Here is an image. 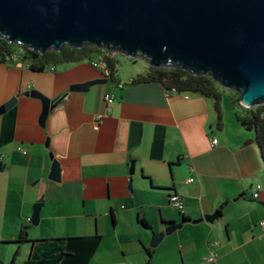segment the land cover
<instances>
[{
    "label": "crops",
    "instance_id": "0c3cea01",
    "mask_svg": "<svg viewBox=\"0 0 264 264\" xmlns=\"http://www.w3.org/2000/svg\"><path fill=\"white\" fill-rule=\"evenodd\" d=\"M94 62L100 61L33 72L21 60L0 61V107L15 98L0 113V244L11 245L8 259L264 264V162L254 130L239 119L242 112L237 118L221 105L218 121L211 98L172 92L159 82L131 83L147 71L146 63L126 73L116 64L110 77ZM32 91L52 104L43 123V102ZM108 93L114 97L109 105ZM50 153L59 162V181L49 179ZM132 164L141 203L128 189ZM172 194L183 200V214L170 204ZM41 197L34 225L32 206ZM216 211L213 222H194ZM181 219V228L149 246V226L159 232L160 221ZM210 255L214 260L206 259Z\"/></svg>",
    "mask_w": 264,
    "mask_h": 264
},
{
    "label": "water",
    "instance_id": "95a60500",
    "mask_svg": "<svg viewBox=\"0 0 264 264\" xmlns=\"http://www.w3.org/2000/svg\"><path fill=\"white\" fill-rule=\"evenodd\" d=\"M0 37L40 53L64 46L104 47L140 57L148 66L210 76L237 92L245 108L264 104V0H0ZM96 82L71 89L84 90ZM31 94L43 102V123L52 104L36 91ZM14 101L5 102L0 113ZM49 157V179L59 181V162L52 153ZM129 174L128 189L135 203H141L133 190V164ZM42 206V197L32 206L34 225ZM218 217L216 211L194 222ZM160 223L159 232L148 227L151 248L181 228L184 220Z\"/></svg>",
    "mask_w": 264,
    "mask_h": 264
},
{
    "label": "trees",
    "instance_id": "16d2710c",
    "mask_svg": "<svg viewBox=\"0 0 264 264\" xmlns=\"http://www.w3.org/2000/svg\"><path fill=\"white\" fill-rule=\"evenodd\" d=\"M114 55L123 56L117 51L90 44L81 47L64 46L60 51L49 50L40 53L27 46L10 43L5 38L0 37V61L11 62L16 59L21 60L33 72L43 71L50 65L55 66L83 60H97L105 64L109 70V76L112 77L117 64V59ZM149 82H159L172 92H190L211 98L214 102L218 121L221 120L222 99L227 97L228 102L224 105L225 108L228 106L232 110H235L236 117L238 116L237 108L241 109L242 116L239 119L248 123L246 124L247 128L254 130V140L264 162V104L255 106L254 108H244L238 102L239 94L237 92V98L235 99L230 95L226 96L223 93L226 88L217 83L212 77L202 74H192L187 70L177 67L147 66V71L144 74H139L131 81L133 84ZM141 221L146 224L145 220L142 219ZM23 235H26V233H23ZM145 252L147 256H150L151 251L149 249H145Z\"/></svg>",
    "mask_w": 264,
    "mask_h": 264
},
{
    "label": "rangeland",
    "instance_id": "374dc122",
    "mask_svg": "<svg viewBox=\"0 0 264 264\" xmlns=\"http://www.w3.org/2000/svg\"><path fill=\"white\" fill-rule=\"evenodd\" d=\"M119 59H120V61L117 64V66L120 69V72L122 71L123 73H126L127 70L130 69V68L139 69L140 66H142L144 63H146L140 57L129 58V57H126V56L123 55V56H120ZM223 93L226 96L230 95L234 99L237 98V94H236V92H234V90H230V89L226 88V89H224ZM227 102H228L227 97L222 99V105L223 106L226 105ZM237 110L239 112L241 111L240 108H237ZM240 115H241V113H240ZM9 246H11V245L0 244V257H2L3 261H5V262H3L4 264H9L10 261H11V260L8 259V255H9V252H10L9 250H11V247H9ZM0 264H2L1 261H0Z\"/></svg>",
    "mask_w": 264,
    "mask_h": 264
},
{
    "label": "built area",
    "instance_id": "2783aa9c",
    "mask_svg": "<svg viewBox=\"0 0 264 264\" xmlns=\"http://www.w3.org/2000/svg\"><path fill=\"white\" fill-rule=\"evenodd\" d=\"M95 67L99 68L102 73L104 74V76H109V70L108 68L105 66V64L101 63V62H94L93 64ZM118 87H122V84H118ZM113 95L111 93H108V94H105L104 96V99L106 101V103L109 105L113 102ZM108 111L111 110V107L108 106ZM97 124L95 125V128H97ZM217 142V139L216 138H213L211 143L212 145H214L215 143ZM18 150L21 151L22 153H26L25 150H23L21 147H18ZM261 189V184H257L255 186V191L253 192L252 194V198L254 199H257L258 196H259V190ZM169 201H170V204L178 211L180 212L181 214L184 213V203H183V200L176 194H172L170 195L169 197ZM263 226H264V223H261ZM207 260H214V256L210 255L206 258Z\"/></svg>",
    "mask_w": 264,
    "mask_h": 264
}]
</instances>
